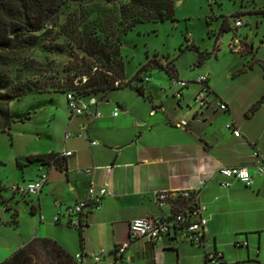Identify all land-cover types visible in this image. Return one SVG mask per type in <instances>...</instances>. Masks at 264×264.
Wrapping results in <instances>:
<instances>
[{"label": "crops", "instance_id": "obj_1", "mask_svg": "<svg viewBox=\"0 0 264 264\" xmlns=\"http://www.w3.org/2000/svg\"><path fill=\"white\" fill-rule=\"evenodd\" d=\"M58 93L64 94H36H48L50 103H54L52 95ZM131 95L115 99L112 105L105 101L100 107L98 102L83 115H73L69 107H64L56 129L49 127L46 136L39 132L37 138L14 144L12 155L0 157L2 166L17 169V177L7 185L47 174L42 192L30 201L33 214H39L42 230L35 238H50L72 256L82 253L87 264H206V254L214 250L223 254L221 264H264V176L253 173L254 183L247 186L217 174L221 167L253 165L254 151L264 156V120L239 118L229 100L217 94L216 98L228 105L227 111L219 110L217 100H213L216 106L188 107L195 93H183L181 101L168 95L165 101L156 93ZM14 101L10 103L13 115ZM96 112L99 117H95ZM259 112L255 110L250 119ZM37 113L29 112L25 121ZM230 121H234L241 136L236 137L226 128ZM16 125L13 123L12 128ZM65 132L71 137L65 139ZM92 141L97 144L92 145ZM64 150L72 152L65 157L64 169L40 162L23 170L17 167V161L25 163L29 155L62 154ZM201 177H212L199 196L208 218L204 245H194L180 233L157 242L130 241L132 220L171 214L170 207L156 203L158 191L196 189ZM223 182L230 186L224 187ZM91 183L106 186L112 194L103 198L99 210L84 218L85 227L80 232L68 224L67 211L87 197ZM55 215L60 217L57 223ZM123 243L129 246L123 259L117 261L111 253ZM100 249L108 255L95 263L90 256Z\"/></svg>", "mask_w": 264, "mask_h": 264}, {"label": "rangeland", "instance_id": "obj_2", "mask_svg": "<svg viewBox=\"0 0 264 264\" xmlns=\"http://www.w3.org/2000/svg\"><path fill=\"white\" fill-rule=\"evenodd\" d=\"M173 2L174 20L139 24L122 37L125 81H131L143 66L150 64V61L155 60L163 66L172 62L175 76L182 81H188V87L183 89L185 93H197L201 86L193 81L198 76H206L212 90L210 95L212 100L218 101L215 96L217 94L229 100L239 118H246L251 122L263 121L264 0H173ZM74 14H83V19L88 22L112 20L114 27L119 19L116 5L96 2L87 7H69L61 15L60 24ZM226 19L231 30L221 32ZM237 19L242 21V26L236 28ZM234 37L242 42L241 50H234L231 47ZM66 42V33L60 29V26L47 28L39 35L35 47L22 54V59L44 63L53 61L49 71L29 69L20 72L21 62L13 61L14 77L31 83L36 81L40 83L47 78H53L52 81H60L63 85L67 75L64 67L71 60V46L66 45L59 50L57 45ZM200 52H209L211 55L201 61ZM141 76H149L151 81L137 80L130 86L107 93L93 94L85 100L90 104L95 100V104L99 102L100 107L102 103L105 105V101H109V105H112L115 99H127L132 97L131 94L140 93L137 86H143L146 93L161 95L165 101L167 95L173 99L172 93L177 87L172 85V79L165 70L151 64L141 70ZM52 98L54 103H50L51 97L48 94L30 92L12 103L14 116L17 119L29 112L38 111V113L29 122H15L17 125L10 130V133L0 132L1 158L7 159L12 155L15 145L18 146L21 141L37 138L39 132L46 136L47 128L53 130L58 127L63 109L64 107L67 109L68 106L64 94H53ZM258 101H261L262 108L259 106V114L250 119L255 112L251 111V108ZM215 104L213 105L216 106ZM94 105L92 104L91 107ZM48 107L50 109H41ZM17 175L14 166L6 167L0 164V186L3 188L1 194L5 202L13 204L11 211L0 202V263L18 249L20 242L28 238L31 240L40 237L42 234L38 226L39 214H33L30 206V201L37 196L26 200L21 195H14L11 192L9 186L12 184L7 185L13 182ZM14 210L18 211L16 222H13Z\"/></svg>", "mask_w": 264, "mask_h": 264}, {"label": "trees", "instance_id": "obj_3", "mask_svg": "<svg viewBox=\"0 0 264 264\" xmlns=\"http://www.w3.org/2000/svg\"><path fill=\"white\" fill-rule=\"evenodd\" d=\"M96 2L117 6L119 19L115 27L112 20L108 19L88 22L83 19V14H74L60 24L61 15L69 7H87ZM174 11L173 0H0V132L10 133L13 123L29 118L17 119L12 114L10 103L30 92H71L78 98L86 99L93 94L107 93L130 86L134 81H142L141 70L151 64L165 70L170 78L174 77L172 62L163 66L153 60L143 66L131 81H125L122 58L124 35L139 24L174 20ZM226 21L221 32L231 30ZM59 26L66 33L68 44L60 43L57 47L61 50L70 45L72 53L71 60L64 67L67 75L63 85L60 81H52L53 78L31 83L14 77L13 61L21 62L20 72L29 69L49 71L53 61L30 62L22 59V54L35 47L39 35L47 28ZM210 55L209 52H200V60ZM137 90L144 93L143 86H137ZM260 104L261 101L255 103L251 111L257 110ZM33 162L65 168V157L55 152L29 155L25 163L18 160L17 167L23 170ZM2 190L0 186V202L5 204L7 210H11L12 206L2 197ZM22 197L27 200V197ZM31 211L34 212L33 207ZM17 216L18 211L14 210L13 222H16ZM84 227L83 220L77 228L82 232ZM74 256L50 238H33L0 264H80Z\"/></svg>", "mask_w": 264, "mask_h": 264}, {"label": "built area", "instance_id": "obj_4", "mask_svg": "<svg viewBox=\"0 0 264 264\" xmlns=\"http://www.w3.org/2000/svg\"><path fill=\"white\" fill-rule=\"evenodd\" d=\"M242 26V21L237 19L235 21V27ZM231 47L234 50H241L243 48L242 42L234 37ZM143 81H150L149 76L142 77ZM172 79V85L174 88L173 96L181 101L183 98L184 88L188 87V81H182L178 77L174 76ZM193 82L199 84L201 89L195 93L192 98V103L188 107L197 109H203L211 106L213 100L210 97L212 90L210 89L208 78L206 76H198ZM178 85V86H177ZM68 107L73 115H83L89 112L91 105L95 104V100L91 101V104L85 99L78 98L73 93L68 92L65 94ZM217 107L221 111H227L228 105L222 100L217 101ZM118 111L114 112L117 115ZM100 113L96 112L95 117H99ZM226 128L233 132L236 137L241 136L239 129L236 128L234 121H230L226 124ZM65 139L71 137V133L65 132ZM92 145H96V141L91 142ZM72 152L64 150L61 156H71ZM254 163L251 166H235V167H221L218 169L217 174L225 179L238 180L247 186H251L254 183V174L264 176V156L258 151L253 153ZM87 172H90L89 170ZM212 177H201L199 180V186L196 189H184V190H170V191H158L155 194L156 203L160 207L168 206L171 208V214L168 217H155V218H136L130 222V241H136L138 239H147L151 242H157L165 236H174L177 234L183 235L190 243L198 246L205 244L208 218L205 215L206 208L199 202V196L201 188H203ZM47 174L40 175L37 179L12 184L9 186L11 192L24 196L32 197L38 196L45 184L47 183ZM224 187H229V182H223ZM112 193L106 186H99L91 183L88 189L87 197L78 201L76 204L68 208L67 214L69 215L68 224L73 227H79L82 224L84 218L101 208L103 198L110 196ZM60 220L59 215L54 216V222ZM243 246H247V242L243 243ZM129 243H123L117 245L112 250V255L115 260L121 261L123 255L126 252ZM108 252L105 249H100L90 256L95 263H100ZM75 260L80 264H87V257L82 253H78L74 256ZM223 254L217 250L210 251L206 254V264H221Z\"/></svg>", "mask_w": 264, "mask_h": 264}]
</instances>
